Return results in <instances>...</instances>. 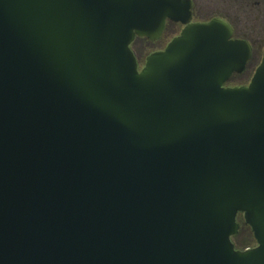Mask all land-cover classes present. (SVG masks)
<instances>
[{
    "label": "water",
    "instance_id": "water-1",
    "mask_svg": "<svg viewBox=\"0 0 264 264\" xmlns=\"http://www.w3.org/2000/svg\"><path fill=\"white\" fill-rule=\"evenodd\" d=\"M190 7L0 0V264H264V59Z\"/></svg>",
    "mask_w": 264,
    "mask_h": 264
},
{
    "label": "flooded vegetation",
    "instance_id": "flooded-vegetation-1",
    "mask_svg": "<svg viewBox=\"0 0 264 264\" xmlns=\"http://www.w3.org/2000/svg\"><path fill=\"white\" fill-rule=\"evenodd\" d=\"M189 1L191 3L190 24H207L213 20L223 21L231 29V40L245 43L249 47L250 53L244 68L238 73L233 72L224 84L225 88L247 87L264 59V0ZM183 28L184 25L180 23L166 20L158 40L150 41L147 38L136 37L132 44L145 42L156 46L154 52L163 51L174 38L180 35ZM171 34L173 36L168 41Z\"/></svg>",
    "mask_w": 264,
    "mask_h": 264
},
{
    "label": "rangeland",
    "instance_id": "rangeland-1",
    "mask_svg": "<svg viewBox=\"0 0 264 264\" xmlns=\"http://www.w3.org/2000/svg\"><path fill=\"white\" fill-rule=\"evenodd\" d=\"M172 36H173L172 34L169 36L168 41L171 40ZM155 48H156L155 45H151L145 42L131 44L130 49L134 54L136 62L138 63L139 70H141L144 67L146 58L155 51ZM236 222L239 224L240 227L238 229L237 234L231 238V241L234 244V246L237 247V250L254 248L255 244L250 238L249 235L250 232L248 227L243 223V217L242 220H240V216L237 217Z\"/></svg>",
    "mask_w": 264,
    "mask_h": 264
},
{
    "label": "trees",
    "instance_id": "trees-1",
    "mask_svg": "<svg viewBox=\"0 0 264 264\" xmlns=\"http://www.w3.org/2000/svg\"><path fill=\"white\" fill-rule=\"evenodd\" d=\"M240 216V220H242V215L241 214H239L237 217H239ZM236 220H237V218H236ZM244 223V222H243ZM249 232H250V230H249ZM249 235H250V238H251V240L253 241V243L255 244V246H256V242H255V240L253 239V236L251 235V233H249ZM234 245V244H233ZM235 247V246H234ZM235 249H237V247H235Z\"/></svg>",
    "mask_w": 264,
    "mask_h": 264
}]
</instances>
